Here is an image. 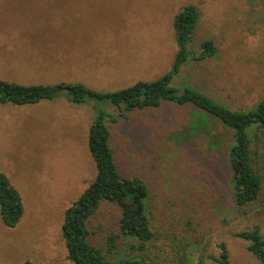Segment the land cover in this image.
I'll list each match as a JSON object with an SVG mask.
<instances>
[{
    "label": "rangeland",
    "instance_id": "obj_1",
    "mask_svg": "<svg viewBox=\"0 0 264 264\" xmlns=\"http://www.w3.org/2000/svg\"><path fill=\"white\" fill-rule=\"evenodd\" d=\"M189 4L198 8L199 19L186 45L189 59L173 74L172 85L191 86L233 109L253 108L264 98V0H0V80L82 83L98 92L157 80L173 71L181 48L175 17ZM204 41L213 42V55L195 59ZM72 98L61 91L35 103L0 101V171L24 205L14 226L0 215V264H72L62 226L66 210L97 175L88 134L100 113L120 170L150 187V264H177L176 249L190 239L193 264H216L209 256L220 255L221 243L231 264H260L235 233L259 224L264 234V144L255 157L262 195L244 213L232 200L225 143L206 152L200 138L184 147L174 141L195 107L164 102L120 113L124 104L119 109L108 99ZM213 121L230 141V129ZM190 190L204 200L188 199ZM119 217L106 204L91 227V241L106 250ZM126 250L128 242L108 258L125 257Z\"/></svg>",
    "mask_w": 264,
    "mask_h": 264
},
{
    "label": "trees",
    "instance_id": "obj_2",
    "mask_svg": "<svg viewBox=\"0 0 264 264\" xmlns=\"http://www.w3.org/2000/svg\"><path fill=\"white\" fill-rule=\"evenodd\" d=\"M199 19V11L195 5L184 6L175 17V32L181 46L176 55L173 71L164 74L154 81H138L137 83L115 92H98L82 83L60 82L56 84L24 85L13 81L0 80V101H11L15 104L35 103L42 99L56 97L61 91L73 95V102H84L88 97L100 100L108 99L119 110H144L160 107L164 102L195 107L173 138L179 147L200 138L204 142V151H212L225 143L226 158L230 168V187L234 206L246 213L262 195L263 177L256 162L260 146L264 144V98L253 108L233 109L209 94L184 86L172 85L173 74L179 72L183 63L189 59L186 45L191 42ZM212 41L203 42V50L195 59L203 60L212 56ZM105 114L100 113L90 128L88 144L97 167V175L81 196L66 210L62 226V234L67 248V257L72 264H150L149 243L154 239L150 217L148 182L138 175L124 174L119 167L115 152L111 146L110 127L104 122ZM217 119L230 129V141L222 139L215 125ZM193 143L197 144V141ZM190 165L197 169L194 161ZM202 194L205 191H200ZM188 199L202 202L204 199L198 190L187 191ZM184 200H187L183 198ZM181 202L178 201L177 205ZM116 207L120 214L118 230L107 236V249L94 244L90 236L96 215L106 205ZM184 216L187 210L178 206ZM24 213L22 197L8 176L0 171V215L7 226L16 225ZM235 235L247 242V250L264 264V234L259 224L241 230ZM187 238V235H184ZM178 239V236H175ZM202 239V238H201ZM191 240V239H190ZM190 240H179L182 246L176 249L177 264H193L194 245ZM193 244H200L195 238ZM124 241V242H123ZM129 243V252L125 257L110 260L108 254L118 253L122 243ZM219 256L210 255L216 264H231L230 254L225 243L220 244ZM203 264L202 260L200 261ZM22 264H43L25 261Z\"/></svg>",
    "mask_w": 264,
    "mask_h": 264
}]
</instances>
